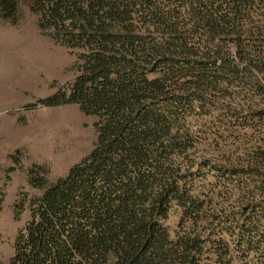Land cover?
<instances>
[{"label": "trees", "instance_id": "trees-1", "mask_svg": "<svg viewBox=\"0 0 264 264\" xmlns=\"http://www.w3.org/2000/svg\"><path fill=\"white\" fill-rule=\"evenodd\" d=\"M26 12L78 55L26 107L77 103L98 135L29 168L6 264H264V0H0Z\"/></svg>", "mask_w": 264, "mask_h": 264}, {"label": "rangeland", "instance_id": "rangeland-1", "mask_svg": "<svg viewBox=\"0 0 264 264\" xmlns=\"http://www.w3.org/2000/svg\"><path fill=\"white\" fill-rule=\"evenodd\" d=\"M76 49L56 41L26 12L17 23L0 21V264L14 252L18 230L29 220V209L18 218L20 193L39 192L28 182L29 168L43 164L49 178L65 175L97 141L96 115L77 103L26 105L54 93L77 74ZM21 154L17 164L12 157ZM10 166L15 169L8 172Z\"/></svg>", "mask_w": 264, "mask_h": 264}]
</instances>
